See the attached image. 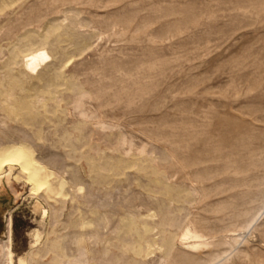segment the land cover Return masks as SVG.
<instances>
[{
  "label": "rangeland",
  "instance_id": "374dc122",
  "mask_svg": "<svg viewBox=\"0 0 264 264\" xmlns=\"http://www.w3.org/2000/svg\"><path fill=\"white\" fill-rule=\"evenodd\" d=\"M26 40L50 52L37 73ZM10 72L46 92H0V149L26 145L49 183L31 191L20 164L3 168L0 264L8 248L13 264H54L77 244L91 264L130 261L119 227L149 215V238L177 234L164 264H264V0H0ZM187 227L204 247L187 250Z\"/></svg>",
  "mask_w": 264,
  "mask_h": 264
},
{
  "label": "bare ground",
  "instance_id": "6f19581e",
  "mask_svg": "<svg viewBox=\"0 0 264 264\" xmlns=\"http://www.w3.org/2000/svg\"><path fill=\"white\" fill-rule=\"evenodd\" d=\"M82 46L85 47L86 45H82ZM20 52H22L23 56L25 57V59L23 61L24 68L27 69L30 73H37L39 71V69L41 68V66L44 65L50 59V52L48 51V49L42 45H34V43L31 40L24 41V43L22 45V49L20 50ZM6 77H8V78H6ZM25 77H30V76H27L26 74H22V73L12 74L11 72L7 73V74H3L2 76H0V86L2 87V91H0V92H3L5 95L9 96L10 102L12 104H13L12 99H14V100H16L15 98L21 99L20 93L24 92V91H26V93H27L25 97H30V96L31 97H33V96L37 97V96H39V98L41 100H44V97H45L44 93L46 91L36 90L33 94H31L30 92L33 89L32 88L33 85L31 83H27V81L25 80ZM35 77L37 80H40L39 79V73ZM38 86H40V85H38ZM71 86H72L71 88H73L74 84L71 83ZM27 88H29V90ZM84 94H86V93H84ZM81 96L83 97L84 95L82 94ZM82 97L79 98L76 96V98H78V100L76 101V105H75L76 109L75 108L74 109L78 111L81 118H84V117H88V115H87L88 109L86 108L87 106H85V109H87L86 111L83 109L84 101H83ZM106 124L108 125L109 123H106ZM106 124L102 123L101 126L104 128L109 127V126H106ZM111 127L112 126H110L109 128H111ZM123 143H127V142H123ZM121 145H122V143H121ZM126 146L127 147L129 146V148L134 147L132 143H128V145H126ZM143 149L144 148L142 147V150ZM123 151H125V149ZM143 153H144V151H143ZM15 163H18L21 165V167H22L21 173L26 178V180L31 182V185H32L31 191H35V187L42 184V183H49V180L46 177V175L43 174L40 171V169L33 164L32 156H31V152H30L29 148L24 144H17V142L15 143L14 141H12L10 146L3 147L0 149V180L2 178V175L4 174L3 168L7 164L13 165ZM107 165L108 166H105L103 163L98 164V165L93 164L92 167L95 166L98 169H104L107 171H109L111 169L118 170V166L113 164V163H110ZM12 169L13 168H11V170ZM11 170H10V172H8L5 175L6 177L10 176ZM97 172L98 171H96V173ZM95 175H98V173ZM99 176H101V173H99ZM6 182H7V180H6ZM50 185H52V184H50ZM82 189H83L82 186H78L75 192L81 191ZM35 208L37 210H41L42 214L45 215V217L47 216L45 208L43 207V205L39 201H36ZM152 216L153 215H149L148 216L149 219L144 221L145 225L141 224L142 226L140 225V222L136 221L134 218H128L125 222H122V224L119 228L126 235L132 236L131 240L128 241L129 246L124 249V253H126L127 251H131L133 254V257H132V260H130V261H122L121 262L119 259H117V255H116L113 257V259L109 258L110 264H155L154 260L152 258V255L156 251H161V253L159 255V260H158L159 262L157 264H164L167 261L168 257H170V255L174 251L175 244L177 241L176 240L177 234L176 233H169V235L166 239H164L163 235H161V237H159V239H155L153 237L149 238L148 234L152 230L151 225L155 223L152 221ZM91 224H92L91 221H85L82 223V225H84L86 227L90 226ZM165 229H166L165 227H163V229H161L162 234H163ZM8 231H9V233L11 231V218H9V220H8ZM181 235L182 236H181L180 241L183 240L182 242H184L186 244L187 250H194L196 248H201V247H204L206 244L204 237L201 234H199L198 232L193 231L189 227L184 229L182 231ZM240 239H242V238L240 237ZM9 240H10V238H9ZM40 240H41V234L38 231H36L34 233L33 245H36L37 243H39ZM239 242H240V240H238V241L234 240L233 245H237ZM77 246H78L77 247L78 251H80V253L78 255L72 254L71 257H73V258H67L65 260H57L54 264H91L90 260L88 259L87 253L84 250L85 248L84 249L81 248L82 247L81 244H77ZM54 248L58 249L55 246H54ZM82 249L84 251H82ZM107 253H108V251H107V249H105L104 255H107ZM114 254H115V252H114ZM6 256H7L6 259H7L8 263L13 264V253H12L10 248H8ZM138 257L141 260L138 259ZM156 258H158V257H156ZM18 264H27L26 259L23 257H19ZM100 264H104V263H100Z\"/></svg>",
  "mask_w": 264,
  "mask_h": 264
}]
</instances>
